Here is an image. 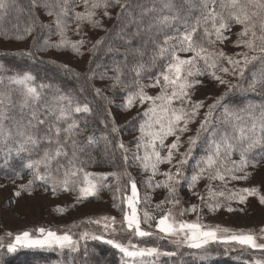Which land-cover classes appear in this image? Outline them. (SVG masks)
<instances>
[{
    "label": "snow or ice",
    "instance_id": "obj_1",
    "mask_svg": "<svg viewBox=\"0 0 264 264\" xmlns=\"http://www.w3.org/2000/svg\"><path fill=\"white\" fill-rule=\"evenodd\" d=\"M38 2L53 17L52 25L40 24L39 27L51 28L54 25L60 38L56 42L45 39L43 44L34 39L33 47L36 51L70 48L78 56L84 55L82 49L88 43L83 26L103 28V19L112 18L109 9L118 8L112 29H105L106 35L87 49L93 59L89 60V68L82 78L91 81L99 75L101 80L112 81L110 88L126 92L120 105L124 110L145 104L147 107L137 113L141 119L139 135L134 137L135 148L129 149L123 141L117 144L125 165L124 171L94 173L86 170L87 162L80 158L83 148L78 140L83 132L81 121L86 125V117L93 114L90 107L93 101L87 97L81 101L55 83L37 84V78L31 72L0 75V88L4 89L0 90V151L5 153L6 162L12 153L17 156L26 153V163L22 159L21 166L32 170V179L19 185L14 195L31 194L40 182V186L46 192L50 190L54 196L65 191L76 192L78 203L97 196L105 187L110 188L105 183L107 178L115 177L119 182L121 177L126 176L131 195L124 198L127 208H121L122 220L117 222L114 216L101 219L106 233L127 234L129 239L127 243L117 239L105 240L104 235L88 232L80 233L79 239H74L69 231L58 233L40 227L36 230L39 236L35 238L29 230H25L15 234L13 242L5 245L4 237H0V249L6 248L9 253L19 247L76 253L80 250V240L92 239L105 240L117 249L121 254V264H158L162 256L177 255L174 251L142 247L132 242L133 238H154L157 241L167 239L177 248L187 246L205 253L206 246L212 242H235L244 251L257 250L264 254V243L257 242L258 237L264 239V227L256 232L203 224L200 222L201 206L196 204L181 208L179 212L181 217L189 212L196 213L194 221L177 219L173 213V209L181 203L179 189L184 185L210 212L223 206L221 198L244 204L249 197H256L264 205V179L259 186L229 188L233 182L249 181L259 167H264V102L249 103L243 107L228 103L232 93H255L259 89V94L264 96V0H148L151 7L139 2L133 6L131 0H30L32 8ZM80 5L84 10L76 11ZM14 6V0H0V14ZM133 7L139 9V18L133 16ZM125 17L129 18L127 22ZM70 22L75 24L73 33L80 36L79 40L68 38ZM129 24H135L136 30L127 32ZM235 25L240 26L237 32L232 31ZM113 30H116V37H122V34L127 37L125 43L128 48L122 60L113 62L114 75L97 74L91 65L95 64L94 58L101 46L108 41L106 52L120 51L109 40ZM32 31L31 27L25 28L24 34L16 35L15 39L23 40ZM0 34L5 38L8 36L7 33ZM232 35L236 36L232 46L242 50L229 54L225 45ZM136 38H140V46L133 48L131 43ZM16 54L34 57L36 53ZM58 66L72 71L68 65ZM99 67L96 64V68ZM7 71L0 64V72ZM126 73L129 75L127 81L122 78ZM75 75L81 78L80 73ZM145 78L148 83H144ZM205 80L225 89L209 104L205 100L194 99L197 90L205 86ZM92 89L97 97L112 103L109 97L103 96L102 89L94 85ZM147 89L159 91L150 95ZM84 91L81 87L80 92ZM14 93L19 97L16 100ZM17 108L18 113L12 114L11 110ZM105 114L111 116L108 110ZM111 123V132L118 133L119 127L114 118ZM197 123L194 134L187 135L184 140L183 137L193 131L191 125ZM103 138L108 140L107 135ZM169 138H172L170 143L167 142ZM95 140V136L87 137L89 143ZM185 144L187 147H184ZM201 145L202 154L190 165L195 150ZM182 147L184 151H181ZM34 154H38L39 158L33 159ZM130 164L150 173L143 181L146 187L166 189L167 195L155 205V210L162 212L158 218L147 210L142 212V216L138 212L140 199L136 179L127 171ZM163 164H167L168 168L161 171ZM158 175L164 179L157 180ZM202 180L207 181V199L196 191ZM113 200V207L119 208L115 196ZM150 201L151 197L145 195L144 204L147 206ZM166 206L167 211H164ZM56 210L65 211L60 207ZM227 210L232 212L236 209L229 206ZM101 219H89L88 223L100 225ZM153 222L155 230L142 227L143 223L151 229ZM5 236L12 239L13 233L7 232ZM250 264H264V258H254Z\"/></svg>",
    "mask_w": 264,
    "mask_h": 264
},
{
    "label": "trees",
    "instance_id": "obj_2",
    "mask_svg": "<svg viewBox=\"0 0 264 264\" xmlns=\"http://www.w3.org/2000/svg\"><path fill=\"white\" fill-rule=\"evenodd\" d=\"M138 2L143 3L145 7L152 6L148 0H131L133 6H135ZM14 4L15 6L11 7L7 12L0 14V33L8 34L7 38H5L3 34H0V37L9 40H17L15 39V36L23 35L25 28L31 27L33 28V31L25 38L27 39L30 37V43L28 47L23 49L0 48V64H3L4 67L9 70L7 72H0V75L7 76L12 75L15 72H31L34 76H36L37 84L55 83L63 91L72 92L81 101H83L85 97H87L88 100L93 101V103L90 104V107L93 108V114L86 117V125L83 120L80 124V127L83 129L82 134L78 137L81 147L83 148V152L79 154L80 158L87 162L86 170L107 168L113 170L116 173L123 172L125 165L123 163L121 150L117 148V144L119 141H123L125 146L129 149L135 148L134 137L139 135L138 126L141 119L137 116V113L142 112L143 107H147V104H145L143 107L136 106L130 110H124L120 107V105L124 101L126 92H123L120 88L115 90L110 88L109 85L112 83V81L107 79L101 80L99 79V75H97L91 81H87L82 78L83 74L89 68V60L93 59L92 54L87 51V49L91 48L92 44L98 38L106 35L105 29H112L113 25L116 23V13L119 11V9H109V11L112 13V18L109 19L105 17L103 19V28L91 29L88 25L83 26L82 31L87 33L86 39L88 40V43L85 45L82 51H84V55H87V60L84 63V67L79 69L46 55L48 50L54 48H48L46 51H36V49L33 47L34 39H38V42L43 44L45 39H47L49 42H56L60 38L54 25L51 28L39 27L40 24L52 25L53 22V17L47 14V10L43 7V4L38 2L35 8H32L30 0H14ZM156 6L159 7V5ZM75 10L83 11V5L77 6ZM132 12L134 17L139 18V9L133 7ZM193 14H196L195 10H193ZM128 19L129 18L125 17V22H127ZM74 28L75 24L70 22L67 36L72 41L80 39V36L73 33ZM135 30V24H129L126 29V31L129 33ZM239 30V25H235L232 29L233 32H237ZM126 39L127 37L123 36V34L122 37H116V30H113L109 36V40L111 41L113 47L119 49L120 51L106 52L108 43V41H106L96 53L94 58L95 64L91 65L97 74H106L107 76L114 75L113 62L123 59V53L128 48V45L125 43ZM235 39L236 36L232 35L231 39L225 45V51L229 54L242 50L241 48L232 46V41ZM140 42V38L133 39L131 46L133 48L139 47ZM150 47L151 45H149V49ZM56 50L69 51L73 55H76L70 50V48ZM28 51H34L36 53L35 56L29 57L27 55L16 54ZM52 61H55V63H52ZM96 64H99L100 67L96 68ZM58 65H68V68L72 71H66L64 68L59 67ZM75 73H80L81 78H78ZM122 78L127 81L129 75L126 73ZM228 78L234 79L231 77ZM144 83H148L146 78L144 79ZM93 85L95 88L102 89L103 96L109 97L112 103H107V101L101 97H97L92 89ZM81 87L85 89L83 93L80 92ZM0 90L4 89L0 88ZM224 90L225 89L223 88L216 96L220 95V93H222ZM147 91L150 95L156 94L153 93V90L151 89H147ZM259 92L260 90L257 89V92L255 93H232L228 98V103L236 107H243L249 103L264 102V96L260 95ZM215 97L213 99H215ZM13 98L16 100L19 97L16 93H14ZM212 101L213 100H211L209 103H212ZM105 110L110 111L111 116L106 115ZM18 111V108L11 110L12 114H16ZM125 113H128L127 117L121 119L120 117ZM77 118L80 119L79 115H77ZM113 118L115 119L116 125L119 127L118 133L111 132V121ZM105 123H107V127H105ZM6 124H10V122L6 121ZM90 135L96 137L94 143H89L87 141V137ZM105 135L108 137L107 141L103 138ZM202 147L203 145L197 147L194 152L193 159L189 161L190 165L194 164L195 159L202 154ZM26 156V153H21L20 156L12 153L7 157L6 162L5 153L0 151V181L4 184L15 185L16 190H18L19 187H17L18 184L16 182L26 184L30 179H32V170L23 168L21 166L22 159L26 163ZM32 158L37 159L39 156L38 154H34ZM160 168L161 171L167 170L168 165L163 164L160 166ZM127 171L131 173L132 177L136 179L138 186V197L140 199V203L138 204L139 210L141 212L147 210L158 218L162 212L156 211L155 205L163 200L167 195L166 189L157 188L153 190L146 187L143 181L150 173L144 172L135 164H130V166L127 167ZM249 171H251V168H249ZM257 171H260L261 173L259 176H256ZM14 172L19 173V175H15ZM108 179L109 178H107V180ZM156 179L163 180L164 177L158 175ZM262 179H264V167H259L255 171L253 178H251L249 181L233 182L229 185V188L259 186ZM13 180L15 183H11ZM119 182H125V185H122L121 191H119L117 193L118 195L116 194L115 196L120 205V207L117 209L120 210V213H122L121 208H125V202L122 203V201H124V199L121 198L122 196L120 199L118 197L120 194L126 196L125 191L128 193L129 183L126 176L121 177ZM206 183L207 181L202 180L197 185L196 191L200 192L207 199V194L205 192ZM214 187H216V185H214ZM33 191L46 192L44 187L40 186V182H37V185ZM47 192L50 193L51 191L49 190ZM145 195L151 197V201L147 206L143 202ZM179 196L182 202L187 203V198L193 195L187 189L186 185H184L179 189ZM193 197V201L196 202L198 198L196 196ZM87 199L94 198L89 197ZM258 202V198L249 197L248 201L244 204L247 205L248 209H253L254 204H259ZM221 203L223 205V198H221ZM200 206L201 211H209L208 208L203 207V205L200 204ZM167 207L168 206L165 207L164 211H166ZM153 224H155V222H153ZM94 235L99 236L101 234L96 233ZM106 239L108 238L105 237V240ZM105 240H80V250L76 253H69L68 250L61 252L59 250L47 248L28 247H19L15 252L9 253L7 252L6 248H3L0 249V264H121V254L117 249L107 244ZM3 242L5 245H7L10 243V238L4 237ZM146 242L157 244L162 249V251L177 252V255L174 257H160L158 264H250V261H252L254 258H264V254L260 253L259 251H244L242 250L241 246L235 242H212L206 246V253L201 250L190 249L187 246L177 248L176 245L166 240L157 241L154 238H148ZM85 248L87 249V255H85Z\"/></svg>",
    "mask_w": 264,
    "mask_h": 264
},
{
    "label": "rangeland",
    "instance_id": "obj_3",
    "mask_svg": "<svg viewBox=\"0 0 264 264\" xmlns=\"http://www.w3.org/2000/svg\"><path fill=\"white\" fill-rule=\"evenodd\" d=\"M30 37L23 40H9L0 37V48L1 49H23L29 46ZM46 55L64 62L70 66L82 69L84 63L87 60V55L78 56L73 55L69 51H62L56 49H50L46 52ZM183 55V54H182ZM223 89V87H217L213 83H209L205 80V86L199 88L195 93L194 99L205 100L206 104L209 103L213 98ZM153 93H157L159 89H151ZM128 113H125L120 118L127 117ZM198 124V123H197ZM197 124L191 125L192 132L188 133L183 137L184 140L187 139V135L194 134ZM172 138H169L168 143L171 142ZM184 147H187L185 144ZM184 147L181 151H184ZM94 173H112L111 169L100 168L87 170ZM260 171H257L259 176ZM17 187L22 183L16 182ZM107 185L111 187H105L101 190L94 199H83L77 203L76 192L66 191L64 193H59L58 195H52L50 192L32 191L31 194L27 192L21 194L20 197H16L14 194L17 191L15 185L4 184L0 181V237H6L5 233H13V238L10 239L13 242L14 235L17 233H22L25 230H29L32 233L33 238L39 236L36 231L40 227L46 229H51L57 231L58 233H63L64 231H69L73 234L74 239L79 238V234L83 232H88L90 234H101L108 239H117L121 242L127 243L129 237L127 234H117L112 235L106 233L103 229L104 221L102 217H116L117 222L122 220V213L117 207H113V196L119 191L117 188H122L125 182H117L115 177H109L105 181ZM129 183V182H128ZM138 187V186H137ZM128 193L125 191L126 196L131 195V186L129 184ZM138 190V188H137ZM118 195V194H117ZM122 196V197H121ZM125 198L123 194H120L119 199ZM188 202L184 203L181 201L180 205H177L173 209V213L176 215L177 219H184L188 221L196 220V213L189 212L184 216H180L179 212L181 208H188L193 204L200 205L201 201H193L194 197H188ZM125 202V208L126 201ZM118 203V200L115 201ZM259 203V202H258ZM75 205V206H73ZM231 206L235 211L229 212L227 208ZM64 208L65 211L59 212L56 209ZM138 208V205H137ZM240 209H243L241 211ZM167 211V209H166ZM138 212L142 216V212L138 208ZM201 223L207 225H220L221 227H226L232 230L243 229L245 231L252 229L259 232V229L264 227V205L254 204L253 209H248L246 204H240L238 201H225L223 206L215 212H203L200 211ZM101 219V224L97 225L95 223H88V220ZM75 225V226H73ZM142 227L145 230H155V224L149 229L148 225L142 223ZM145 240V241H144ZM148 238H133L132 242L139 244L142 247H159L157 244L146 242ZM168 241L167 239H165ZM169 242V241H168ZM258 243H264V239L258 237ZM160 248V247H159ZM161 249V248H160ZM162 250V249H161Z\"/></svg>",
    "mask_w": 264,
    "mask_h": 264
}]
</instances>
